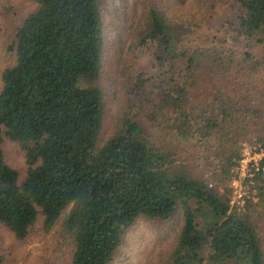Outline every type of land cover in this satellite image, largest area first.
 Here are the masks:
<instances>
[{"label": "trees", "instance_id": "16d2710c", "mask_svg": "<svg viewBox=\"0 0 264 264\" xmlns=\"http://www.w3.org/2000/svg\"><path fill=\"white\" fill-rule=\"evenodd\" d=\"M35 1L37 10L10 47L16 64L2 75L0 223L24 240L40 215L51 231L65 214L71 264H110L138 217L168 221L181 209L179 240L164 264H264V222L233 210L224 187L241 160V137L257 138L264 149V0H202L181 21L167 19L155 1L139 0L147 8L139 45L156 41L160 61L171 57L169 86L152 110L143 113L138 102L132 116L123 114L101 146L105 104L96 83L106 24L100 0ZM175 1L185 9L189 0ZM227 14L233 22L226 23ZM230 27L238 35L228 36ZM142 77V87L152 82ZM250 97L255 107H248ZM145 122L197 139L222 166L223 192L166 153L145 133ZM5 137L26 154L22 183L5 161ZM246 184L264 204V159Z\"/></svg>", "mask_w": 264, "mask_h": 264}, {"label": "rangeland", "instance_id": "374dc122", "mask_svg": "<svg viewBox=\"0 0 264 264\" xmlns=\"http://www.w3.org/2000/svg\"><path fill=\"white\" fill-rule=\"evenodd\" d=\"M155 1L160 11L172 21H181L196 14L202 0H189L185 9H180L175 0ZM106 24V45L101 74L97 80L104 94V116L102 120L99 145H103L114 133L120 117L127 113L133 115V108L138 102L145 106L143 113L153 108L152 102L158 92L169 86L171 57L160 61L161 48L156 41L149 40L141 46L139 33L146 27L147 8L139 0H100ZM38 8L35 0H0V92L3 87L2 75L16 64V54L10 51L15 41L18 28L23 21ZM226 23L233 22L227 14ZM218 24V23H217ZM227 35H238L236 28L230 27ZM214 31L211 33H214ZM237 45V44H235ZM239 50H244L239 45ZM162 52L164 49L162 48ZM169 70V71H168ZM143 76V77H142ZM152 79L145 86L140 79ZM252 105V97L248 99ZM145 133L159 141L163 149L171 156L177 155L181 163L190 168L195 178L205 179L214 187L222 178L223 169L216 158L204 154L197 139H183L176 134L163 131L145 122ZM4 158L8 165L20 174L19 183L26 177L28 165L25 152L19 144L4 138L2 144ZM241 160L230 168V181L224 187L231 189L233 210L244 214L250 213L254 220L264 222V204L259 201L258 192H251L246 179L254 168L247 165L260 149L257 138H240L238 144ZM175 155V157H176ZM245 162H241V161ZM221 177V178H220ZM251 179V177H250ZM236 183V184H234ZM218 187V186H217ZM223 186L218 187L223 192ZM248 206H254L248 211ZM65 214L58 224L47 231L44 219L40 215L24 240L0 223V257L2 264H71L74 253L70 236L62 233ZM183 226V212L180 209L174 219L152 221L143 216L136 219L122 237V246L110 264H164L167 257L176 248L180 230ZM209 254L208 248L204 249Z\"/></svg>", "mask_w": 264, "mask_h": 264}, {"label": "built area", "instance_id": "2783aa9c", "mask_svg": "<svg viewBox=\"0 0 264 264\" xmlns=\"http://www.w3.org/2000/svg\"><path fill=\"white\" fill-rule=\"evenodd\" d=\"M250 154H254V156L252 157L251 161L247 163L246 167L250 164L254 169L256 168L258 170L261 160L264 159V149L256 148ZM241 162H245V161L243 160Z\"/></svg>", "mask_w": 264, "mask_h": 264}]
</instances>
